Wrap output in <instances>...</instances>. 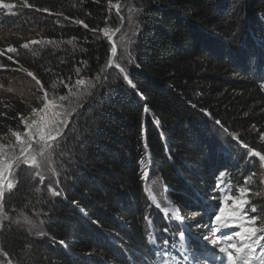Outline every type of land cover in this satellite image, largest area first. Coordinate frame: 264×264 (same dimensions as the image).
Returning a JSON list of instances; mask_svg holds the SVG:
<instances>
[{
    "label": "trees",
    "instance_id": "trees-1",
    "mask_svg": "<svg viewBox=\"0 0 264 264\" xmlns=\"http://www.w3.org/2000/svg\"><path fill=\"white\" fill-rule=\"evenodd\" d=\"M132 1L139 9L137 33L132 62L123 65L132 84L111 69L72 121L60 195L36 191L25 172L6 194L8 215L40 218L44 233L34 238L4 224L0 244L12 264H151L145 217L152 210L140 163L145 157L147 167L145 142L151 161L145 170L162 180L192 231L210 228L208 206L218 204L212 197L221 195L214 189L223 171L225 186L231 183L234 195L237 186L250 188L246 198L264 216L263 168L248 156L249 148L264 154V0ZM4 2L14 8L0 12V48L15 47L18 54L6 55L18 63L0 56L8 66L0 69V83L27 75L14 70L23 66L48 90L53 81H73L77 68L92 78L106 61L109 47L99 30L117 28L109 0ZM31 32L58 46L45 44L34 56L15 38ZM30 113L28 101L1 93L0 137H10L9 128L22 131L21 117ZM224 129L241 145L227 153L214 135ZM245 177H252L247 185Z\"/></svg>",
    "mask_w": 264,
    "mask_h": 264
},
{
    "label": "snow or ice",
    "instance_id": "snow-or-ice-1",
    "mask_svg": "<svg viewBox=\"0 0 264 264\" xmlns=\"http://www.w3.org/2000/svg\"><path fill=\"white\" fill-rule=\"evenodd\" d=\"M111 6V0H109ZM25 7H32L26 0ZM119 13V5L115 6ZM0 8L12 9L13 4L5 3L4 0H0ZM37 12H50L48 8H36ZM51 14V13H50ZM56 15H63V12H57ZM65 19H68L65 17ZM76 24H82L80 20L74 21ZM87 28V25H84ZM95 31V30H93ZM103 33V37L112 41L113 35L119 28L113 30L106 26L99 30ZM75 38H71L67 43L72 44ZM30 44H53L58 46V42L54 40H32L30 42L20 45L21 48L28 49ZM120 47L123 49L118 52L117 44L113 43L111 47V54L108 55L104 64L100 65L98 72L92 78H84L79 76L80 69H76L75 83H70L71 76L68 78L69 82H65L63 79L59 80V85L67 89L64 94H59L57 91L58 83L53 81L51 83V93L44 89L41 81L34 75L33 72L20 66L16 71L24 72L28 77H31L35 81L36 92H43L42 96H37V99L41 102L40 107H33L28 117H21V123L23 124V130H13L9 128L11 137L5 134L0 137V140H7V143L0 142V221H9L11 224V218L4 208L6 194L12 193V191L18 187V179H15V175L19 172L23 166L35 169V176H38L43 182L45 179L44 171L53 172L54 175H59V172L52 168L55 159L64 155L63 143L66 138L68 129L72 126V121L77 118L83 108L90 104L100 87L107 82L109 76L113 75L111 69L118 70V74L123 75L124 81L132 84L127 74L126 68L120 63L125 57L128 62L131 63L132 59L127 48L121 42ZM7 53H17V49L11 45L6 48H0V56H6L12 63H18L12 56L6 55ZM34 56L39 55V52L33 51ZM63 62V61H62ZM87 63V62H84ZM8 67L3 62H0V69ZM134 87V85H132ZM261 88L264 89V83L261 84ZM11 91V89H9ZM33 93V95L36 94ZM195 107V105H193ZM147 112L148 109H145ZM203 111V110H202ZM207 115H211L207 113ZM216 124H220V121H215ZM227 133L228 130L224 129ZM234 139H238V136L232 134ZM14 137V139H12ZM264 140V136L261 137ZM244 147H248L244 145ZM145 156L149 158L150 153L148 151V145L144 144ZM249 162L255 163V160L251 159L257 157L261 163V167L264 168V154L259 151L248 149ZM145 157L141 158V180H144L148 173L143 167ZM226 172H220L216 178V185L214 191L220 192L219 197L213 196V200H218V211H214L210 217L211 228L210 231L218 235L204 236L203 240L208 241V244H204L201 238L191 231L193 226L185 225L182 217L178 214L177 209L170 208L165 209V213H171L172 217L181 222V231L178 236L180 241V247L178 251L181 254V258L177 260L173 250L176 249V242L170 243L168 239L163 240L162 246L157 244L156 239L149 234V243L153 245L154 262L153 264H264V223H258V221H264V216L260 214V210L256 204H252L249 199L246 198L247 193L251 191L250 188L237 186L233 194L231 183L225 186L224 177ZM253 177L255 173L252 174ZM252 177H245L244 182L247 185ZM264 182V181H262ZM40 191L39 188L35 189ZM52 197L60 195L58 191L51 186L48 189ZM147 191V189H146ZM259 195V193H257ZM151 197V193L149 192ZM154 199V198H153ZM231 201L230 215L223 217L225 213V205ZM239 201V203H237ZM171 203V202H169ZM145 217V220H148ZM25 221L29 223L33 229L38 226L33 223L27 216ZM235 221V223H232ZM194 227L202 228L208 227L206 225L196 224ZM236 227L239 231L225 233L221 232V228ZM4 224L0 223V232L3 231ZM168 232V229H164ZM37 236H42V231L36 232ZM187 241V248L184 246V242ZM61 243H63L61 241ZM210 245V246H209ZM31 247V245H26ZM0 256L5 258L4 261H0V264H12L11 258L8 253L4 251L2 244H0Z\"/></svg>",
    "mask_w": 264,
    "mask_h": 264
},
{
    "label": "rangeland",
    "instance_id": "rangeland-1",
    "mask_svg": "<svg viewBox=\"0 0 264 264\" xmlns=\"http://www.w3.org/2000/svg\"><path fill=\"white\" fill-rule=\"evenodd\" d=\"M108 5H109L111 11L113 12L114 17H115L114 22H115V24H117V28H119V31H117L115 33V35H113L112 41H109L107 38L103 37V33L101 32L102 33V39H104L106 41V43L109 47V55L111 54V47H112L113 43L117 44L118 52H120L123 50L120 47L121 42H123L124 46L127 48V51H128V53H130V56H131L134 41L136 38V33H137V22H138V15H139L138 6L132 0H111V6H110V4H108ZM116 5L120 6L119 7V13L117 12V8L115 7ZM2 9L8 13L9 12L11 13L13 11V8L12 9L2 8ZM113 30H115V29H113ZM15 38L19 42H25V43L30 42L32 40H42L40 35L36 32L19 34V35H16ZM43 46L40 44H30L29 51H32V50L38 51ZM131 59H132V56H131ZM120 63L122 66L130 64L128 62L127 57H125L123 60H121ZM112 70H115L118 72V70H116V69H112ZM79 76L86 78L85 77L86 75L83 76V74H81V73H79ZM75 79L73 81H70V83L74 84ZM66 82H69V80H67ZM57 83H59V81H57ZM37 87H39V86L35 85V81H33L31 77H28L27 75H22V77H20V78L18 76L17 79H14V80L12 79L11 81H8L6 83H0V94L4 93V92L17 94L23 100L28 101L30 103L31 109H32L33 107H40V105H41V102L37 99V96H42L43 92H36ZM9 89H11V91H9ZM47 91H49L51 93L53 90L50 87V88H48ZM57 91L59 92V94H64L65 92H67V89L63 88L62 86H60L58 84ZM34 92H36L35 95H33ZM214 133H215L214 134L215 138L219 139V141H220L219 145L221 144L223 146L226 153L229 150H231V147H230L231 145L235 146V147L241 146L238 144V140L233 138V135L231 133H225L223 131L221 132L220 130H214ZM10 137H11V135H10ZM12 139H14V137ZM0 142L7 143V140H3ZM232 148H234V147H232ZM63 158H64L63 155L57 157L55 159V162L52 165V168L54 170L58 171L59 175H54L53 172L45 170L43 173L44 177H45L43 182H41V180L38 176H35V171H36L35 169H31V168H28L27 166H23L19 172L29 173L31 176V179L35 182L37 188H39L40 191H42V192L48 193L49 192L48 189L50 186L53 189H55L56 191L60 192V190L62 188V184H63L64 179H65ZM148 162H149V160H147V167L146 168H149ZM145 165L146 164H144V167H145ZM150 166H151V164H150ZM152 170L153 169H150V172L147 171L148 175L144 179L145 189H147L146 194H147L148 206L152 210V212L148 216V218H149L148 223H147L148 236L151 233L152 236L156 239L157 244L158 245L161 244L160 239H161L162 235L160 233L158 226L156 225V220H159V222H160V219H161L160 217H162V224L164 223L165 226H167L168 224L173 225V227L176 226V228L179 226V228H177L178 232L176 234H174V236L171 237V239H170V243L173 241L176 242V249H174L173 252L176 256H178L177 257V260H178L179 258H181V254L178 251L179 246H180V241L178 240V236H179V233L181 231L182 225L180 224L181 223L180 221H177L172 217L170 212L168 214H166L165 209L175 208L178 211L179 207H177L178 205L175 202H173L167 196L166 186L164 185V183L162 182V180L160 178L153 176ZM263 173H264V168H263ZM17 174H18V172L16 173V175L14 177L15 179H17ZM262 181H264V179H262ZM262 188H263L262 193L264 196V182H262ZM149 192L151 193V197H153L154 199L150 198ZM169 202H171V203H169ZM231 203L232 202L229 201L228 204L225 205V213L222 214L223 217H227L230 215L229 205H231ZM237 203H239V201H237ZM193 211L194 210L189 212V216H191V215L193 216V214H194V213H192ZM214 211H218V210L214 209L213 212ZM213 212H212V214H213ZM178 214H179V211H178ZM9 216H10L11 221H12L11 224L9 223V221H0V223L9 224L10 226H14L15 228H18L21 231H24L25 233L29 234L31 237L40 238V236H37V234H36L37 231L43 232V223L40 221V218L28 217L29 219H31L33 221V223H35L38 226V228L33 229V227L25 221V217H26L25 215L17 214V215H13V216L9 215ZM182 219H183L184 223H188L191 221L188 218H182ZM232 223H235V221H232ZM211 227L212 226L210 224V228ZM210 228H208L206 230V232L200 236L201 241L204 244H208V242L206 240H203L204 236H209V235L214 236V235L219 234V233L213 234L210 231ZM191 231H192V228H191ZM235 231H239V229L236 227L221 228V232H225V233H230V232H235ZM193 232H195V231H193ZM162 234H168V232L162 233ZM184 246H185V248H187V241L184 242ZM152 247H153V245H152ZM4 260H5V258L3 256H0V261H4ZM5 264H6V261H5Z\"/></svg>",
    "mask_w": 264,
    "mask_h": 264
},
{
    "label": "bare ground",
    "instance_id": "bare-ground-1",
    "mask_svg": "<svg viewBox=\"0 0 264 264\" xmlns=\"http://www.w3.org/2000/svg\"><path fill=\"white\" fill-rule=\"evenodd\" d=\"M235 192V191H234ZM208 242V241H207Z\"/></svg>",
    "mask_w": 264,
    "mask_h": 264
}]
</instances>
